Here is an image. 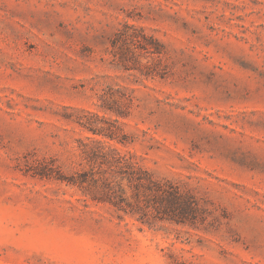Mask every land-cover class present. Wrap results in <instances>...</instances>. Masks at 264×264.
<instances>
[{
    "label": "rangeland",
    "instance_id": "rangeland-1",
    "mask_svg": "<svg viewBox=\"0 0 264 264\" xmlns=\"http://www.w3.org/2000/svg\"><path fill=\"white\" fill-rule=\"evenodd\" d=\"M132 3L0 0V264H264V0H141L152 12L128 19ZM125 20L165 44L167 77L111 68ZM119 85L141 99L119 118L140 138L110 144L188 183L206 224L142 223L19 170L29 152L63 161L92 136L64 116L103 115Z\"/></svg>",
    "mask_w": 264,
    "mask_h": 264
},
{
    "label": "trees",
    "instance_id": "trees-1",
    "mask_svg": "<svg viewBox=\"0 0 264 264\" xmlns=\"http://www.w3.org/2000/svg\"><path fill=\"white\" fill-rule=\"evenodd\" d=\"M132 1L135 3L130 10L121 9L128 19L142 18L144 12L153 10L151 4ZM109 54L112 69L136 72L141 79H164L171 71L165 60V44L144 26L129 20L113 34ZM135 92L127 86H108L99 95L98 108L103 115L80 110L64 116L92 136L77 138L60 162L29 152L19 160V170L32 178L65 183L77 190L83 202L109 206L142 223L206 224L210 214L207 203L188 183L158 176L144 165V158L110 144L117 141L130 145L140 138L138 134L125 133L119 124V118H129L140 111L141 99ZM109 114L115 118L107 117ZM147 148L154 149L153 145Z\"/></svg>",
    "mask_w": 264,
    "mask_h": 264
}]
</instances>
